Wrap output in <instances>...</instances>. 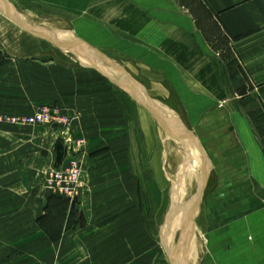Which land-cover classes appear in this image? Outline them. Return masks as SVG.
<instances>
[{
    "label": "rangeland",
    "instance_id": "obj_1",
    "mask_svg": "<svg viewBox=\"0 0 264 264\" xmlns=\"http://www.w3.org/2000/svg\"><path fill=\"white\" fill-rule=\"evenodd\" d=\"M92 7V14L48 17L49 33L66 40L74 24L78 39L192 132L208 175L176 263L204 264L209 235L221 241L227 259L235 244L229 228L264 214V178L257 191L244 151L249 142L260 148L264 142V98L248 94L232 39L190 10L179 11L190 15L188 26L171 27L149 22L129 2L99 0ZM12 27L0 18V264H169L161 242L173 193L180 186L169 246L200 182L194 143L196 164L189 167L183 138L102 78L92 59ZM37 115L40 122H26ZM236 152L237 160L229 158ZM70 168L79 175L64 194L51 179Z\"/></svg>",
    "mask_w": 264,
    "mask_h": 264
},
{
    "label": "crops",
    "instance_id": "obj_2",
    "mask_svg": "<svg viewBox=\"0 0 264 264\" xmlns=\"http://www.w3.org/2000/svg\"><path fill=\"white\" fill-rule=\"evenodd\" d=\"M8 1L17 8H28L30 13H25L26 15L34 17H39L40 15L45 16L48 19V17L51 18L52 16L58 15H65L69 17L71 16L70 14H92V4L94 1L99 0ZM118 1L131 3L133 9L139 11L141 16L148 18L149 22L152 20L154 24L159 21L164 22L171 27H173L174 23L181 26H188L190 15L188 16L187 13H181L180 15L179 11L185 10L187 12L190 10L192 12V16L196 18L195 20L200 22V24L211 23L213 25H217L229 38L232 39V45L235 52L234 58L238 65L237 70L243 80L248 82L247 85L250 84L248 87V94L256 97L259 96L262 99L264 98V0H195V3L193 4L185 3L183 0ZM200 10L203 13H201ZM44 12H46L45 15L43 14ZM18 15L20 16V14ZM178 15L182 18H179ZM69 21L70 23L72 22L71 20ZM61 23L62 22H60V24ZM62 24L64 28H68L66 23L63 22ZM43 27L49 28V21L39 24L38 26L39 31L41 30L40 32L44 33L46 28L44 29ZM72 27V32L75 35H78L74 24H72ZM106 63L113 66L111 68L114 69V71L111 73L116 74L114 76L118 80L131 85L135 91L137 90L133 87L131 83L132 78L127 72H124V76L122 78L119 75V70L121 69L120 66L107 60ZM111 68H109L110 71L112 70ZM250 145H252L253 148L255 147V153H252V155H250V153L246 150L247 148L249 149ZM260 146L261 148L256 142H249L246 144L247 148H245V150L243 149L248 156L247 158H249V161L252 162L249 164V171L252 175L253 181L255 182L254 186L257 191H262V180L264 178L263 141H261ZM237 153L241 156L240 152H236V154H233V157L229 156V158L237 160L239 158ZM250 157H252V159ZM229 158L227 157V159ZM253 161L256 162L253 163ZM246 232H250V240L246 239ZM228 234L230 237H234L232 240L235 243L228 258L226 259L225 255H222V251L225 250V247L221 241H219L216 236L212 238L213 236L209 235V248L207 249V256L204 252V264H264L263 213H261L260 217L252 218L251 221L245 223V225L241 223L234 227H230ZM212 248L214 250L213 255L210 254L212 253L210 252Z\"/></svg>",
    "mask_w": 264,
    "mask_h": 264
},
{
    "label": "water",
    "instance_id": "obj_3",
    "mask_svg": "<svg viewBox=\"0 0 264 264\" xmlns=\"http://www.w3.org/2000/svg\"><path fill=\"white\" fill-rule=\"evenodd\" d=\"M0 14L3 15L8 20L15 23L16 25L20 26L23 30H25L27 33H29L31 36L35 38L48 41L51 44L61 47V48H66L70 52L72 50L79 51L84 56L91 58L92 60L96 62L97 72L102 77L106 78L110 83L114 84L117 88H119L120 90L128 94V96H130L139 105L146 108L150 112V114L154 117V119L159 124V126L167 128L174 133H179L180 135L187 137L189 141L194 143L195 145L194 152L201 161L202 172L200 175V182L198 183L196 193L194 194V198H193L194 200H192L193 201V205L191 204L193 206L192 211L189 213L187 217V222L184 225L182 232L174 245L169 246L168 235L170 234V229H172V227L170 226V219L174 214V209L177 208V205L182 199V193H181L182 189L180 188V186H178L177 193L175 192L173 193V198L170 204L169 212L165 218V222L163 226V240L161 242V246L163 248L164 254L169 264H177L175 253L176 251L181 249V247L186 242L187 235L190 232H192L193 220L197 216L198 206H199L200 200L204 192L206 178L208 175L207 174L208 167L206 165L205 155L198 141L196 140L195 136L192 134V132L187 127L177 123L169 116L163 114L157 102L148 96L147 92L142 87L141 83L130 78L131 83L137 86V90L135 91L131 86H128L124 82L118 80L111 73L106 63V57H104L101 53H99V51L96 50L95 48H92L91 46H89L86 42L78 39L73 33H70V35H67L66 40H62V38H58L56 34L38 32L32 27L28 26L19 16H17L14 12H12V10L6 5L4 0H0ZM92 67L95 69L94 66ZM177 182L175 186L177 185Z\"/></svg>",
    "mask_w": 264,
    "mask_h": 264
},
{
    "label": "bare ground",
    "instance_id": "obj_4",
    "mask_svg": "<svg viewBox=\"0 0 264 264\" xmlns=\"http://www.w3.org/2000/svg\"><path fill=\"white\" fill-rule=\"evenodd\" d=\"M5 1V3H6V5L12 10V12H16V9L14 8V6L8 1V0H4ZM18 12V11H17ZM23 12V11H22ZM16 14V13H15ZM18 14H20V16L18 15ZM18 14H16L17 16H19L28 26H30V27H32L33 29H35L36 31H38V32H40L39 31V28H38V26H39V24H42V23H45V22H47L48 21V19L47 18H45V19H43V20H41V21H36V18L37 17H34V16H30V15H26L25 13H19L18 12ZM1 15V14H0ZM26 15V16H25ZM2 17H0L1 18V20H2V22H4L5 23V26H14V27H12V29L19 35V36H21V35H23V34H26L27 32L25 31V30H23L20 26H18V25H16L15 23H13L12 21H10V20H8L7 18H5L3 15H1ZM21 16H24V17H21ZM29 21V22H28ZM50 24V23H49ZM45 25V24H44ZM17 26V27H16ZM43 26V25H42ZM36 27V28H35ZM44 29L46 28V27H43ZM42 29V28H41ZM49 32H51L50 30H49V28H46L45 29V31H44V33H49ZM43 33V32H42ZM56 33V32H55ZM28 35H30L29 33H27ZM31 36V35H30ZM58 36H60V35H58ZM63 36V35H62ZM67 36V35H66ZM33 37V36H32ZM35 38V37H34ZM64 38V37H63ZM50 43V42H49ZM50 45L51 46H53V47H55V48H57V49H66V48H61V47H58V46H55V45H53V44H51L50 43ZM72 51H75V50H72ZM58 53V52H57ZM56 53V54H57ZM78 55H80V56H84L83 54H81L80 52H79V54ZM59 57H61V56H59ZM84 57H86V56H84ZM91 59V58H90ZM93 62H94V64L96 65V62L94 61V60H92ZM97 66V65H96ZM96 66H95V70H96ZM112 69V68H111ZM97 71V70H96ZM112 71H114V69H112L111 70V72ZM119 75L123 78V74L120 72V70H119ZM107 80V79H106ZM108 81V80H107ZM109 82V81H108ZM112 84V83H111ZM112 85H114V84H112ZM128 86H131V85H129V84H127ZM115 86V85H114ZM116 87V86H115ZM119 89V88H118ZM120 90V89H119ZM122 91V90H121ZM125 93V92H124ZM126 94V93H125ZM127 95V94H126ZM128 96V95H127ZM149 96V95H148ZM130 97V96H129ZM150 97V96H149ZM131 98V97H130ZM132 99V98H131ZM137 103V102H136ZM138 104V103H137ZM158 104V106L161 108V110H162V113L163 114H165V115H167V116H169L170 117V115L168 114V112L166 111V110H164L162 107H161V105L159 104V103H157ZM141 106V105H140ZM144 108V107H143ZM144 109H146V108H144ZM147 110V109H146ZM148 111V110H147ZM149 112V111H148ZM150 113V112H149ZM171 118V117H170ZM179 134V133H178ZM180 135V134H179ZM182 138H183V140H184V144H185V147H186V158H185V164L187 165V166H189V167H194L195 166V164H196V157H195V155L193 154V152H192V150H191V147H190V141H189V139L187 138V137H185V136H182V135H180ZM176 193V192H175ZM198 214V213H197ZM197 217V216H196ZM195 217V218H196ZM195 218H194V220H193V225H194V221H195ZM181 231V230H180ZM204 236V235H203ZM203 242H205V239L203 238ZM201 243V242H200ZM199 243V244H200ZM194 244V243H193ZM196 244V243H195ZM196 245H198V243L196 244ZM196 247V246H195ZM200 248V247H199ZM203 248V247H202ZM205 248V247H204ZM203 248V249H204ZM195 250V249H194ZM194 250H193V252H194ZM192 251V250H191ZM191 253V252H190Z\"/></svg>",
    "mask_w": 264,
    "mask_h": 264
},
{
    "label": "built area",
    "instance_id": "obj_5",
    "mask_svg": "<svg viewBox=\"0 0 264 264\" xmlns=\"http://www.w3.org/2000/svg\"><path fill=\"white\" fill-rule=\"evenodd\" d=\"M42 115H37L32 118H28L27 123L40 122L43 118ZM78 170L76 168H70L68 170H60L52 175L51 183L58 184V190L64 194H71L76 185L78 178Z\"/></svg>",
    "mask_w": 264,
    "mask_h": 264
}]
</instances>
